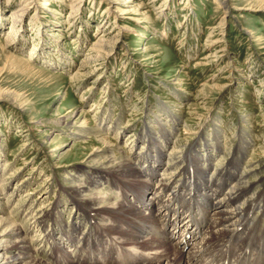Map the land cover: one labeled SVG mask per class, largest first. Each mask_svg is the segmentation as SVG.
Returning a JSON list of instances; mask_svg holds the SVG:
<instances>
[{
	"label": "rangeland",
	"instance_id": "1",
	"mask_svg": "<svg viewBox=\"0 0 264 264\" xmlns=\"http://www.w3.org/2000/svg\"><path fill=\"white\" fill-rule=\"evenodd\" d=\"M24 1L32 2L0 0V39L11 40L0 47V204L29 239L34 257L65 264L58 258L65 245L55 249L57 240L90 228L67 192L74 170L87 182L88 166L81 161L90 137H76L77 131L88 136L97 129L123 148L125 158H148V164L155 162L158 144L165 153L158 173L174 176L177 186L186 177L193 187L204 171L211 177L237 164L242 177L248 171L242 185H252L245 199L259 193L263 201L264 162L255 157L264 150V0H34L17 17ZM115 7L130 12L113 13ZM5 52L19 58V70L4 68L10 62ZM78 72L85 76L73 79ZM81 113L83 127L64 126ZM191 148L198 154L185 162ZM205 158L204 170L185 174ZM148 164L140 160L134 172H147ZM168 165L171 175L163 171ZM101 186L102 196L122 200L106 180ZM127 186L117 185L128 199L130 191L143 189L135 181ZM255 214L264 225L262 213ZM119 241L132 248L130 259L139 258V251L151 254L140 257L144 264H166L160 253L142 250L135 237ZM118 258L110 264H127Z\"/></svg>",
	"mask_w": 264,
	"mask_h": 264
},
{
	"label": "bare ground",
	"instance_id": "2",
	"mask_svg": "<svg viewBox=\"0 0 264 264\" xmlns=\"http://www.w3.org/2000/svg\"><path fill=\"white\" fill-rule=\"evenodd\" d=\"M108 1L109 3H114L111 0ZM32 2L34 3L35 1L32 0ZM32 2H22L23 4L18 7L17 17L33 8L31 5H36L35 3L31 4ZM221 5H224V2ZM109 6L112 5L110 4ZM238 7H233L232 10L236 12L247 10V8ZM129 8L120 9L115 7V12L113 13L119 11L120 13L127 14L130 12ZM9 41L11 40L8 37L3 40L0 39L1 49L3 48L4 50ZM259 43L261 45V42ZM5 57L10 62L5 64L4 68H8L9 66V68L12 67V69L16 70L17 63L20 62L19 58L8 52H5ZM29 63L30 59L23 66L21 70L23 73L28 72L25 66ZM79 72L73 79L85 76L84 72L82 74ZM13 95L14 93L10 94V96ZM12 98H14L13 103L19 106L21 99L16 97V95ZM68 98L69 96L65 102H69ZM82 116L83 114L81 113L80 120H75L71 124L65 123L64 126L70 129L83 127L85 119ZM54 122L55 124H61L59 121ZM93 127L91 126V128ZM93 130L89 132L88 136H84L81 131L73 133L76 137H81V139L90 137V140L84 143V150L89 152L82 155L84 159L81 161L82 164L88 166V171L85 174L87 182H82V179L80 181L79 171L74 170L77 177L70 175L72 177L70 178L71 184L67 191L74 196V200L77 201L75 203L76 208L84 215L85 222L90 223V228L81 233L73 231L72 234H68L57 240L55 249H60L62 245H65V250L58 257L59 262L75 264L74 260L77 259L86 260L85 264H101L100 261L110 264L112 258L118 256V259L122 260L123 263H125L124 259L127 258V264H144L147 260L141 259L142 257L148 256L147 258H149L151 256L149 252H158L167 259L165 260L166 264H217L220 261L224 262V257L226 258L227 255L233 258L236 253L238 254L239 244H234L231 241L232 238H230L237 232V228H242L238 232L240 237L236 233L238 241H240V238H247L249 234L264 232V230L261 231L264 225L259 219L260 217H257L258 219L255 220L256 214L253 215L255 211H260L264 216V198L263 201H258L260 194L252 195V192L250 194L252 195V200L245 199L250 197L247 195L252 190V185L249 186L248 182L242 185V179L247 176L248 171L244 172V177H242L241 174L237 173L239 170L237 164H235L237 166L234 165L232 168L224 166L221 170L215 171L216 175L211 177L210 175L208 177L206 171H204L203 176L200 175L197 180H193V187L187 184L188 178L185 179L186 177L177 186L173 185V179L171 180L174 176L168 173L171 165L164 166L163 170L167 175H171L170 178L165 179L162 173L161 175L158 173L162 169L163 159L161 157L165 156L163 155L165 153L158 148V144L155 145V149L158 150L155 162L148 164V158H137L131 161L128 157L125 158L126 153L123 148L117 147L115 143L103 137L104 134H101L99 130ZM166 142L169 144L168 140ZM196 150L191 148V151L187 153L185 162L196 158L198 154ZM169 156L172 155L169 154ZM145 157H148V154ZM262 157L263 160H260V162H264V150L258 152L255 158L262 159ZM50 158H54V155ZM140 160H144L145 164H148L146 166L147 172L138 171L135 173L134 170L138 169ZM206 161V158L201 162L194 161L195 165L188 167V171L185 174L189 177L188 174H194L192 172L204 170L203 165ZM176 164L179 165V163ZM104 180H106L109 188L120 190L119 197L122 199L120 202H112L101 195L100 191L103 189L101 183ZM134 181L139 186L142 185L143 189H138L137 193L130 191L132 197L128 199L126 191L122 192L121 187L118 188L117 185L122 184L128 187V184L133 186ZM161 184L163 185L161 186ZM261 202L263 203L262 207ZM242 203L244 204L243 206H241ZM247 208L253 209L246 210ZM2 215L4 216V210L0 204V264H44L45 262L42 263L43 261L41 262L39 258L34 257V254L32 255L33 249L31 250L29 246V239L23 238L18 228ZM207 215L212 219L211 225H208L209 222L205 220V216ZM96 220L101 225L96 224ZM206 225L208 226L205 228ZM244 228L246 229V233L243 235L242 231ZM108 231L112 235L106 233ZM154 234L157 237L150 239L149 236ZM122 236H126L127 238L135 237L140 248L149 254L145 255L137 251L135 255L138 256L139 254L141 258L130 259L131 252H128L130 247H123L119 241L120 238H123ZM145 239H148L150 243L144 244ZM170 239L176 240L171 246L168 244ZM109 241H113L116 246L113 247ZM221 241L224 244L220 245L219 242ZM137 244L134 243V246H137ZM211 247L212 249H210ZM130 249L132 250V248ZM73 252L77 253V256H74ZM260 252L259 250L255 252L256 257ZM89 260L90 263H88ZM77 263L79 264V262ZM158 264H164V261Z\"/></svg>",
	"mask_w": 264,
	"mask_h": 264
}]
</instances>
